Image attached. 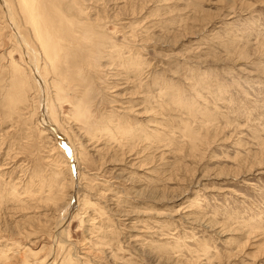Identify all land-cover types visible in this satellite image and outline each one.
I'll use <instances>...</instances> for the list:
<instances>
[{
    "label": "rangeland",
    "instance_id": "374dc122",
    "mask_svg": "<svg viewBox=\"0 0 264 264\" xmlns=\"http://www.w3.org/2000/svg\"><path fill=\"white\" fill-rule=\"evenodd\" d=\"M49 1L58 103L0 4V264H264V0Z\"/></svg>",
    "mask_w": 264,
    "mask_h": 264
},
{
    "label": "bare ground",
    "instance_id": "6f19581e",
    "mask_svg": "<svg viewBox=\"0 0 264 264\" xmlns=\"http://www.w3.org/2000/svg\"><path fill=\"white\" fill-rule=\"evenodd\" d=\"M49 1V0H48ZM48 1L46 0H12V2L14 3V6L16 7L18 16L20 18V20H18L21 23V26L18 25L19 22L13 21L12 19H14V15H13V10L14 6L13 4L10 2V0H0V4L3 6V8H5L7 11V14L9 16V18L13 21L14 23V31H16V28L20 27V29L17 28V30H19L20 32V37L16 36V38L19 41L20 45H23L24 47H26L28 50H30V53H24L23 54L27 57V65L29 66L30 70H31V75L33 77V79L36 81L37 80L44 85V87L46 86V90L50 91V89L54 90V96H56V101L57 103L59 102V100L61 98H63L64 96L66 97V95H68L69 93L67 92L66 89L70 88L69 86H71L70 84L73 82L74 78L71 80V73H70V67L65 69V71H63L64 67L63 66H67L68 62V57L69 54L66 50L65 45L63 44L64 41V36L63 33V29H61V26H63V24L61 25L62 21H57L60 17H57L58 15L56 13H54L56 15L57 20L54 21L58 22V25L56 27V25H53L51 23L52 22V12L50 13V10L52 7H54L52 5L51 8L48 7ZM56 1V0H55ZM59 1V0H58ZM103 1V0H102ZM50 2V1H49ZM60 2V1H59ZM72 2V1H71ZM84 2H86L84 0ZM92 3V2H91ZM104 3V2H103ZM109 3V2H108ZM49 4V5H50ZM54 4H56V2H54ZM56 6L58 7V4H56ZM92 6V5H91ZM116 6V5H115ZM125 6V5H124ZM56 7V9H57ZM84 7V6H83ZM117 7V6H116ZM71 8V7H70ZM55 9V8H52ZM55 9V10H56ZM64 9V8H63ZM77 9V8H76ZM75 9V10H76ZM58 10V9H57ZM71 10V9H70ZM74 10V9H73ZM86 10V9H85ZM90 10V9H89ZM120 10V9H119ZM52 11V10H51ZM54 11V10H53ZM82 11V10H81ZM114 11V10H113ZM118 11V10H117ZM56 12V11H54ZM106 12V11H105ZM120 12V11H119ZM60 13V12H59ZM58 13V14H59ZM76 13V12H75ZM87 13V12H86ZM51 14V16H50ZM53 14V16H54ZM99 14V13H98ZM17 16V17H18ZM60 16V15H59ZM86 16V15H85ZM102 16V15H101ZM114 16V15H113ZM61 17H63L61 15ZM112 17V16H111ZM75 18V17H74ZM96 18V17H95ZM107 18V17H106ZM114 18V17H113ZM61 19V18H60ZM59 19V20H60ZM64 19V18H63ZM15 20V19H14ZM113 20V19H112ZM54 22V23H55ZM110 22V21H109ZM64 23V22H63ZM69 23V22H68ZM94 23V22H93ZM99 23V22H98ZM57 24V23H56ZM83 24V23H82ZM69 25L71 26L70 28H72L74 30V27L72 26L71 23H69ZM85 26V25H84ZM12 28V27H11ZM68 28V27H67ZM88 29V26L86 27ZM85 28V30H86ZM98 28V27H97ZM71 29V30H72ZM70 30V31H71ZM82 30V29H81ZM84 30V31H85ZM77 32V31H76ZM87 32V30H86ZM33 34V39L34 42L29 41L26 38V35H30ZM69 33V31H68ZM71 33V32H70ZM69 33V34H70ZM84 33V32H83ZM18 34V33H17ZM76 34V33H75ZM79 35V33H77ZM68 35V34H67ZM73 35V34H72ZM89 35V34H88ZM14 36V37H15ZM71 37V36H70ZM89 38V37H88ZM68 39V38H67ZM76 40V39H74ZM67 45V44H66ZM77 46V45H76ZM75 47V46H74ZM78 47V46H77ZM13 48V47H12ZM72 48V47H71ZM94 48V46H93ZM107 48V47H106ZM69 49V48H68ZM102 49V48H101ZM103 50V49H102ZM99 51V50H98ZM112 51V50H111ZM103 52V51H102ZM108 52V51H107ZM13 53V52H12ZM35 53H39L40 56V61L41 62V66H35L34 70H32V60L30 59L32 54ZM98 54V53H97ZM106 56V55H105ZM70 58V57H69ZM4 59V58H3ZM34 60V59H33ZM71 60V59H70ZM69 60V61H70ZM81 60V59H80ZM75 61V60H74ZM73 62V61H71ZM37 65V62L35 61ZM74 63V62H73ZM76 63V62H75ZM15 65V63L13 64ZM11 65V66H13ZM33 65V66H34ZM83 65V64H82ZM85 65V64H84ZM20 66V65H19ZM15 67V66H14ZM63 67V68H62ZM78 67V66H77ZM84 67V66H83ZM72 68V67H71ZM14 70V69H13ZM76 70V69H75ZM9 71V70H8ZM17 71V70H16ZM26 73V72H25ZM50 74L53 75L55 79H58L59 82H54L49 84L48 82H46V76ZM79 74V73H78ZM21 75V73L19 74ZM27 76V75H26ZM76 76V74H75ZM130 77V76H129ZM21 78V77H20ZM27 78V77H26ZM49 78V76L47 77ZM108 78V77H107ZM52 79V77H51ZM24 82V79H22ZM52 81V80H51ZM49 81V82H51ZM83 81V80H82ZM27 82V81H26ZM127 83V82H126ZM83 84V83H82ZM24 85V83H23ZM17 86V85H16ZM29 86V85H28ZM25 88V87H24ZM72 88V87H71ZM28 89V88H27ZM45 90V88H44ZM51 90V91H52ZM40 91V90H39ZM44 92V91H43ZM42 92V93H43ZM70 92V90H69ZM45 93V92H44ZM48 93V92H47ZM73 95V94H72ZM84 95V94H83ZM88 95V94H87ZM131 95V94H130ZM44 96V95H43ZM78 97V96H77ZM88 97V96H87ZM44 98V97H43ZM42 98V99H43ZM54 98V97H53ZM79 98V97H78ZM85 98V96H84ZM41 99V100H42ZM71 99V98H68ZM88 99V98H87ZM51 100V99H50ZM44 101V100H42ZM52 102V101H51ZM65 102V101H64ZM63 102V103H64ZM74 102H79L78 99ZM45 103V102H44ZM66 103H69V101H66ZM77 107L78 103H74ZM79 104L81 105V102H79ZM78 104V105H79ZM73 105V104H72ZM79 105V106H80ZM74 106V105H73ZM83 106V105H82ZM60 108V107H59ZM79 108V107H78ZM54 109V108H53ZM53 113V112H52ZM55 114V113H54ZM48 115V113H47ZM75 115V114H74ZM74 117V116H73ZM79 117V118H78ZM80 114L78 113V115H75V120H77V122H81L80 120ZM83 117V114H82ZM81 117V118H82ZM28 118V117H27ZM54 118V117H53ZM80 119V120H79ZM87 119V118H86ZM87 122V121H86ZM128 122V121H127ZM46 123V122H45ZM101 124V123H100ZM87 125V123H86ZM52 126V125H51ZM121 130V129H120ZM45 131V130H44ZM93 133V132H92ZM72 134V133H71ZM127 134V133H126ZM163 135V134H162ZM89 136V135H88ZM160 136V135H159ZM64 137V136H63ZM68 142V141H67ZM59 146V145H58ZM119 146V145H118ZM64 149V148H63ZM66 149V148H65ZM53 151V150H52ZM130 155V154H129ZM52 160V159H51ZM60 167V165H59ZM113 174V173H112ZM36 181V180H35ZM94 187V186H93ZM109 192V191H108ZM104 193V192H103ZM67 197V196H66ZM83 204V203H82ZM55 208V207H54ZM61 226V225H60ZM101 227V226H100ZM104 230V228H103ZM91 233V232H90ZM100 233V232H99ZM103 240V239H102ZM108 243V242H107ZM87 253V252H86ZM88 256V255H87ZM70 257V256H69ZM66 258V257H65ZM68 261V260H67ZM69 262V261H68Z\"/></svg>",
    "mask_w": 264,
    "mask_h": 264
}]
</instances>
